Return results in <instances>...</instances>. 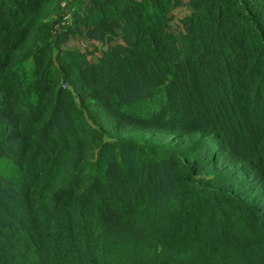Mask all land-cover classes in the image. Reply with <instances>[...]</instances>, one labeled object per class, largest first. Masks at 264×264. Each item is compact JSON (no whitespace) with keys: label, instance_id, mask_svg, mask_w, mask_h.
<instances>
[{"label":"trees","instance_id":"obj_1","mask_svg":"<svg viewBox=\"0 0 264 264\" xmlns=\"http://www.w3.org/2000/svg\"><path fill=\"white\" fill-rule=\"evenodd\" d=\"M49 1L0 0V264H264V0Z\"/></svg>","mask_w":264,"mask_h":264},{"label":"rangeland","instance_id":"obj_2","mask_svg":"<svg viewBox=\"0 0 264 264\" xmlns=\"http://www.w3.org/2000/svg\"><path fill=\"white\" fill-rule=\"evenodd\" d=\"M51 1H53V0H50L49 3H50ZM75 46L81 48L82 43H81L78 39H77V40H75V39L73 40V39H72V40H70V42L67 44V47H75ZM0 163H1V165H0L1 170L5 169V168H7L9 172L12 170L11 167H10L8 164H5V163H3V162H1V161H0Z\"/></svg>","mask_w":264,"mask_h":264}]
</instances>
